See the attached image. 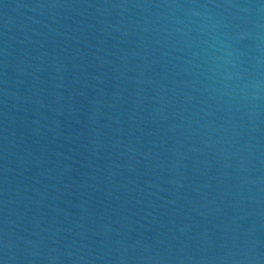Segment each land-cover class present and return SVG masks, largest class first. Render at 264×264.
<instances>
[{
    "label": "water",
    "instance_id": "water-1",
    "mask_svg": "<svg viewBox=\"0 0 264 264\" xmlns=\"http://www.w3.org/2000/svg\"><path fill=\"white\" fill-rule=\"evenodd\" d=\"M248 2L0 0V260L264 264Z\"/></svg>",
    "mask_w": 264,
    "mask_h": 264
},
{
    "label": "clouds",
    "instance_id": "clouds-1",
    "mask_svg": "<svg viewBox=\"0 0 264 264\" xmlns=\"http://www.w3.org/2000/svg\"><path fill=\"white\" fill-rule=\"evenodd\" d=\"M205 7H208V6H205ZM216 7L236 9L237 11L236 13H234V15H237L241 11L249 13V14H255L256 22L252 25V28L258 29L261 26L259 23V20L261 18L260 17L261 10H264V0H258V2L216 5ZM252 28H248L242 32L234 33L232 35V40H238L242 38L243 35L245 34L253 35ZM2 264H6V262L2 260Z\"/></svg>",
    "mask_w": 264,
    "mask_h": 264
},
{
    "label": "snow or ice",
    "instance_id": "snow-or-ice-1",
    "mask_svg": "<svg viewBox=\"0 0 264 264\" xmlns=\"http://www.w3.org/2000/svg\"><path fill=\"white\" fill-rule=\"evenodd\" d=\"M0 264H2V260H0Z\"/></svg>",
    "mask_w": 264,
    "mask_h": 264
}]
</instances>
